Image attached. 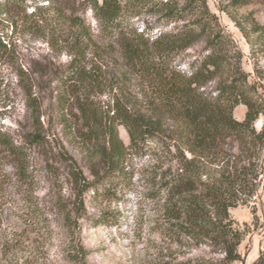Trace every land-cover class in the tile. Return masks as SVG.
<instances>
[{
  "label": "rangeland",
  "instance_id": "1",
  "mask_svg": "<svg viewBox=\"0 0 264 264\" xmlns=\"http://www.w3.org/2000/svg\"><path fill=\"white\" fill-rule=\"evenodd\" d=\"M208 3L240 52L238 56L236 49L229 48L231 61L241 64L264 93V0L229 6L236 21L222 10L229 0ZM50 5L46 0H0V38L4 40L0 48V264H177L200 255L221 258L219 249L186 239L180 243L169 229L161 180L171 163L152 139L142 150H129L122 169L95 182L81 195V203L73 171L78 168L93 180L92 171H100L102 162L90 157L94 141L86 143L80 136L84 130L80 112L70 102L60 101L59 78L71 59L67 48L61 41L54 42L53 26H38L36 17L30 16L40 10L52 16ZM72 10L84 19L104 51V87L95 93V101L107 110L119 88L143 94L144 78L122 67L119 31L104 30L92 9L80 1ZM158 17L144 7L130 19L131 29L155 37L181 25L160 24ZM66 31L55 34L66 36ZM204 47L203 41L196 42L179 53L176 62L188 70L187 62L207 53ZM88 58L91 66L94 60ZM30 99L40 107L42 133L47 138L44 147L24 142L36 123ZM246 109L238 105L234 116L242 120ZM261 123L259 119L256 126ZM117 130L128 146V130L123 125ZM9 142L18 148L16 154ZM258 181L255 196L229 210L245 231L239 245L241 260L232 264H254L264 248V160Z\"/></svg>",
  "mask_w": 264,
  "mask_h": 264
},
{
  "label": "trees",
  "instance_id": "2",
  "mask_svg": "<svg viewBox=\"0 0 264 264\" xmlns=\"http://www.w3.org/2000/svg\"><path fill=\"white\" fill-rule=\"evenodd\" d=\"M46 1L51 2L48 8L53 10L52 16L41 10L40 14L32 11L30 16L36 17L38 26H53L54 42L61 41L67 48L71 59L59 78L60 101L70 102L72 109L80 112L84 121L80 136L86 143L94 141L90 157H99L102 162L100 171H92L93 180L78 168L73 171L81 203V195L95 182L122 169L129 150H142L152 139L171 163L161 180L169 229L180 243L184 239L207 243L222 254L221 258L200 255L177 264H232L241 260L239 245L245 231L229 210L254 197L259 185L264 160V93L249 80L241 64L231 61L229 48L236 49L238 56L240 52L208 0ZM78 1L92 9L104 30L119 31L122 67L144 78L147 89L143 94L119 88L107 110L95 101V93L104 87L101 60L105 55L84 19L72 10ZM252 1L229 0L222 10L236 21L229 6L239 8ZM147 6L151 14L159 16L160 24L181 25L155 37L131 29L130 19ZM236 23L245 33L244 26ZM64 28L66 36L55 34ZM198 41L205 43L207 53L187 62L188 70H183L176 56ZM88 57L94 60L91 66ZM29 101L36 123L24 142L44 147L47 138L42 133L40 107L34 99ZM240 104L247 108L242 120L234 116ZM259 119L262 123L258 128ZM118 125L128 130V146L119 137ZM9 146L16 154L18 148L10 142ZM254 264H264V248Z\"/></svg>",
  "mask_w": 264,
  "mask_h": 264
}]
</instances>
